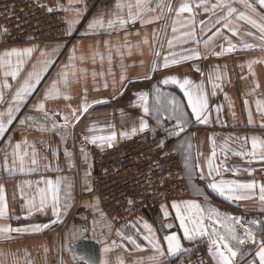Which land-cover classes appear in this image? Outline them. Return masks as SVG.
Masks as SVG:
<instances>
[{
	"label": "crops",
	"instance_id": "crops-1",
	"mask_svg": "<svg viewBox=\"0 0 264 264\" xmlns=\"http://www.w3.org/2000/svg\"><path fill=\"white\" fill-rule=\"evenodd\" d=\"M38 3L51 7L53 11H58L62 14L63 20L67 21L75 16V12H65L64 9L70 7L68 0H36ZM122 3H134V0H121ZM165 5L172 3L179 6L181 3L193 0H158ZM78 7L81 9L79 23L75 24L69 33L77 34L78 39L65 44L61 41L44 43L36 45L33 43H22L14 45H0V54L12 48L22 49L26 47L37 46L41 49L51 51V49L59 47V55L55 56V64L45 74L44 80L37 86V91L33 96L29 97V103L21 109L19 114L21 118L24 115L31 114L37 121H43V115L35 111L33 105L38 103L46 89L50 87L53 80L57 79L58 73L67 63L68 56L73 53L79 57L85 55L86 59L83 62H77L78 67L84 69L83 78L80 80L73 79L70 87L67 89L71 96L70 100L63 98L50 100L46 103V110L50 113L58 112L61 117L69 116V127L67 134L62 136L54 131H43L37 127H29L28 123L21 126L18 121L14 122L12 129L6 134V137H0V184L6 186L7 200L9 204V216L11 219L5 218L0 220V224L14 227H24L35 223H50L52 219L51 209L46 214L36 212L27 218V209L23 208V200L20 199V192L16 188L19 184L21 187L23 181H32V189L35 188L36 182L43 179H55L57 176L66 177L71 184V200L66 211L63 212L60 221L37 234L17 235L12 240L0 239V264H3L7 257L8 264H12L15 259L18 264H26V261H31V264H85L78 258L71 247V244L81 235L89 237H100L103 242L100 244L99 264H152L149 259L152 255V249L147 241L143 239L146 234L142 227L144 222L152 226L157 238L163 243V237L171 232H176L181 238L182 248L186 250L182 255L165 256L164 264H172L176 260L186 257L198 249H203L208 254L207 238L196 239L189 241L183 239V232L179 228V222L174 219L175 212L171 209L173 201L195 200L201 204L211 205L217 208L222 214L241 217L244 223L252 220L260 221V225L253 226L257 233V238L261 235V226H264V208L259 205L258 200H241L230 201L219 196L215 191L208 187L211 180L207 177V168L205 167V178H200L198 169H193V165L197 162L206 164V158L213 150V144L210 138L216 142L217 158L214 164L220 160H225L221 153L220 146L225 143L227 138V159L225 163L228 166H235L241 169L239 175L233 176L231 171L223 172L224 179H237L240 181L255 180L258 183H264V161L259 159L252 161L251 164L246 163L245 158L234 155L236 151H250V140L245 141V137L253 136L264 138V112H257L256 100L264 102V62L253 65L254 75L249 73L247 62L250 60L264 61V52L259 49L250 51H236L224 56L216 57L207 55L213 49L219 51V45L224 43L226 46L225 37L237 44L238 49L243 43H258L253 37L247 36L241 32L239 36H232L231 33L224 32L221 36L215 37L208 47L205 48L201 43L199 51L207 58L198 60H190L182 62L179 65H174L168 69L162 67L155 71L152 69L154 60L163 63V57L168 55L170 51L179 53V46L169 49L167 39L173 37L171 31L172 22L175 19V12L167 16V8L164 9L165 19H161L152 24L142 25V22H137L135 25H129L125 30L102 32L100 34H87L88 23L96 17L103 15L105 19L112 16L116 9V0L109 10H92L88 12L84 0H80ZM237 7H241L237 5ZM125 13L127 8H125ZM135 11V9H133ZM196 12V30L199 33V18L207 16L202 9H195ZM151 16L161 15L159 11L149 14ZM188 14H182L181 19L187 17ZM258 19V17H257ZM129 33L127 40L130 44L140 43L147 37L149 43L147 45L140 43V49H132V54L128 55L125 51L123 58L116 52V46L124 43V32ZM255 32V29H252ZM137 32L139 33L137 35ZM156 34V41H153V33ZM179 35V32L176 34ZM109 41L112 46V63L111 74L108 73L109 65L107 63V51L105 50L102 41ZM163 44L161 56L155 58L153 50H160V44ZM186 48L197 47L195 44L184 45ZM98 52L105 56V60L101 63L97 56L95 63L92 59V53ZM39 58L38 53L34 54V60ZM30 70V65L26 66ZM218 70L223 75L220 81L222 89H216V95L212 96L211 84L207 83V76L210 72ZM101 73L93 78V73ZM125 79L121 81V75ZM26 76V72L23 74ZM177 76L178 78L187 77L194 83H205L209 93V105L211 109L209 123L198 124L192 122L189 129L180 138H173L179 154V158L183 167L184 177L187 184L185 194L175 196L169 201L162 203L157 211L145 212L135 211L130 213L126 220L122 223L113 224L105 215L103 220L111 224L112 230L109 232L101 222V208L98 198L91 192L92 186V157L89 144L83 141V135L89 134L87 129L95 126L97 135H107L111 131L119 133L121 131H130L133 126L138 127L141 118L148 121L150 130L154 133L165 136L164 128L170 124H157L156 116H145L142 109L138 107L136 94L139 92L153 93L156 87H159L162 92H166L183 99V94L179 88L174 85H163L161 81L167 76ZM3 80L0 73V81ZM10 84L16 85L15 81L8 78ZM23 82V77L20 78ZM105 83L107 87H105ZM257 85H259L257 87ZM86 90V94H85ZM7 91L14 92L15 87L11 90H6V96L3 101H0V110H4L10 100V95ZM227 96V99H225ZM248 101L247 108L244 101ZM88 103L91 105L89 111L85 113L75 127L74 118L71 116V109H76L79 114L81 105ZM186 104V101H185ZM231 105V108H229ZM221 106V111L217 113L216 107ZM190 113V110H188ZM249 112L252 115V123L249 124ZM63 122L62 120L60 121ZM111 126V127H109ZM51 128V125H48ZM138 133V132H137ZM28 141V145L22 144V149L27 148L31 153L34 147L37 153L39 171L29 175H16L8 177L2 171V163L4 153H11L9 144H15L23 140ZM190 142L191 148L187 147ZM184 145L182 149L180 146ZM83 146L87 153L85 160L80 149ZM97 146V145H94ZM106 146V145H105ZM100 147V146H97ZM72 153L71 166L69 160L64 155L65 152ZM55 153V156L53 155ZM189 157V167H184V157ZM51 165L52 170H45L46 165ZM251 167L254 169L252 175H248L242 169ZM191 173V175H189ZM44 185L41 184V187ZM89 187V190H85ZM26 191L31 190L25 188ZM202 192L208 196L207 202L204 201V195H199ZM258 194V190H257ZM15 195V199H14ZM162 206L167 207L170 215L167 219L163 216ZM89 211L91 216L86 215ZM103 214V213H102ZM18 217V218H17ZM94 220L97 221L94 224ZM165 224H171V228L164 227ZM135 225V227H133ZM121 229L124 233L132 235L137 243L144 249L143 251L136 249L127 240H122L116 235V230ZM115 241V245H113ZM123 245V246H121ZM254 255L256 250L251 242L243 246ZM109 248L110 251L105 252L104 249ZM47 249V251H46ZM166 252V245H165ZM209 256V255H208ZM213 264L215 261L209 256ZM251 257H246L250 259ZM239 264H244L240 261Z\"/></svg>",
	"mask_w": 264,
	"mask_h": 264
},
{
	"label": "snow or ice",
	"instance_id": "snow-or-ice-1",
	"mask_svg": "<svg viewBox=\"0 0 264 264\" xmlns=\"http://www.w3.org/2000/svg\"><path fill=\"white\" fill-rule=\"evenodd\" d=\"M80 0H68L70 7L64 9L65 12H75V16L67 21L69 32L73 26L79 23L81 9L74 7L78 5ZM240 5L241 7H237ZM125 8L127 12L125 13ZM167 8V16L175 12V19L172 22L171 31L173 37L167 39L169 49L179 46L181 51L179 53L170 51L168 55L163 57V63L160 64L158 60H154L152 69L162 67L168 69L174 65H179L182 62L190 60H198L207 58V55L216 57L224 56L229 53L240 51H250L259 49L264 52V0H193L192 3L184 2L178 7L172 3L165 5L158 0H134V3L124 4L121 0H116L117 11L111 17L105 19L103 15L93 18L87 26V34H100L102 32L125 30L129 25H135L137 22H142V25L152 24L161 19H165L164 9ZM135 9V11H133ZM195 9H202L207 19L199 18V33L196 30V12ZM51 12L53 9L48 8ZM159 11L161 15L151 16L149 14ZM187 13L188 16L181 19L182 14ZM258 17V19H257ZM255 29V32L252 31ZM7 32V29H3ZM231 33L232 36H239L244 32L247 36L253 37L258 43H243L238 49L237 44L233 43L231 39L225 37L226 46L224 43L219 45L220 50L214 49L207 55H203L199 51V45L202 43L205 48L213 41L215 37L221 36L224 32ZM179 32V35H176ZM139 33L137 32V35ZM129 33L124 32V43L116 46V52L123 58L125 51L128 55L132 54V49H140V43L147 45L149 43L145 37L140 43L135 45L130 44L127 40ZM153 41H156V34L153 33ZM105 50L107 51V63L109 65L108 73L111 74L112 63V46L109 41H102ZM195 44L197 47L186 48L184 45ZM59 45L56 48L48 51L37 46L26 47L22 49L12 48L0 54V73H2L3 80L0 81V101H3L6 96V90H11L15 87V91H7L10 95V100L4 110H0V137H6V134L12 129L14 122L18 121L21 126L28 123L29 127H37L43 131H54L62 136L67 134L69 127V116H60L58 112L50 113L46 110V103L50 100L63 98L70 100L71 96L67 89L70 87L72 80H80L83 78L84 69L78 67L77 62H83L86 59L85 55L77 56L75 50L68 56L67 63L58 73L57 79L52 81V84L43 93L42 99L33 105L35 111L42 113L43 121H37L31 114L20 117L21 109L29 103V97L37 91V86L41 84L45 78V74L55 64L54 57L59 55ZM163 44H160V50H153V56L159 58ZM38 53L39 58L34 60V54ZM97 56L101 63L104 62L105 56L98 53H92V59L95 63ZM264 61L250 60L247 62L249 73L254 75L253 65L262 63ZM30 65V70L26 67ZM26 72V76L23 75ZM97 75L103 76L104 73H93V78ZM16 82V85L10 84L8 78ZM23 77V82L20 78ZM121 81L125 79L122 74ZM223 75L218 70L210 72L207 76V83L211 84V95H216V89H222L220 81ZM161 83L163 85L177 86L183 94V99L177 96L162 92L159 87L154 89L153 93L139 92L136 94L138 100V107L142 109L145 116H156L157 124H170L169 127L164 128L167 138H180L186 133L193 121L198 124L209 123L211 109L209 105V93L205 83L196 84L191 79L177 76H167ZM259 85H257L258 87ZM105 87L107 84L105 83ZM86 94V90H85ZM227 99V96H225ZM186 101V104H185ZM247 108L248 101H244ZM91 107L88 103L81 105L79 114L76 109H71V116L74 118L76 126L81 120V117L89 111ZM231 108V105H229ZM190 110V113L189 111ZM257 112H264V102L256 100ZM217 113L221 111V106L216 107ZM63 121L62 123L60 121ZM249 124L252 121L251 112L248 118ZM51 128H48V125ZM264 126V125H262ZM111 127V126H109ZM150 130L147 120L141 118L139 126H133L130 131H121L119 136L121 139L131 138L137 132L144 133ZM95 126L87 129L89 134L83 135V141L97 145L100 147L107 146L111 148L113 142L117 139V133L111 131L107 135H97ZM154 131V130H153ZM246 142L250 140V151H236L233 154L246 159V163L251 164L252 161L259 159L264 161V138L253 136L251 138H244ZM213 144L211 154L206 158V164L195 163L193 169H198L200 178H205V167L207 168V177L211 180L208 187L215 191L219 196L224 197L230 201L241 200H258L259 205L264 208V183H258L255 180L240 181L237 179H224L223 172L231 171L233 176L239 175L241 169L235 166H228L225 161L227 159V138L225 143L220 146L221 153L225 160H220L214 164L217 158V146L214 139L210 138ZM23 145H28L25 139L16 142L14 145L9 144L11 153L7 151L4 153L2 171L8 177H15L16 175H29L39 171L37 153L33 147L31 153L27 148L22 149ZM166 146L165 139H161L158 147L162 150ZM182 149L184 145L180 146ZM187 147L190 149L191 144ZM84 159H87V153L83 146L80 149ZM55 156V153H53ZM64 155L69 160L71 166L72 153L65 152ZM184 167H189V157H184ZM45 170H52L51 165H46ZM223 170V172H222ZM248 175H252L254 169L246 167L242 169ZM191 175V173H189ZM32 181L25 180L21 187L19 184L16 188L20 192V199L23 200V208L27 209L25 218L32 216L39 212L46 214L51 209L52 219L50 223H35L26 225L24 227H14L10 224H0V239L8 241L15 237L13 234H37L50 228L51 225L60 221L62 214L67 210L71 200V184L66 177L57 176L55 179H41L36 182V186L32 189ZM41 184L44 186L41 187ZM25 188L31 190L26 191ZM258 190V194H257ZM199 195H204L202 192ZM15 199V195H14ZM208 196L204 195V201L207 202ZM171 209L175 212L174 219L179 222V228L183 232V239L194 241L196 239L207 238L208 255L215 261V264H239L243 261L244 264H264V226H261L260 238H257V233L253 226L260 225V221L252 220L244 223L241 217H234L222 214L217 208L211 205L201 204L195 200L173 201ZM163 216L167 219L170 215L167 207L162 206ZM5 218L11 219L9 216V204L7 200L6 186L0 184V220ZM18 218V217H17ZM101 222L103 226L111 232L112 226L107 221L103 220L101 213ZM97 221L94 220V224ZM135 227V225H133ZM146 234L143 239L150 245L153 255L149 258L152 264H164V257L182 255L186 250L182 248L181 238L176 232H171L163 237V243L157 238L152 226L147 222L142 224ZM164 227L171 228V224H165ZM116 235L122 240H127L136 249L143 251L144 249L137 240L132 236L124 233L121 229L116 230ZM249 242L255 246L254 255L245 249L243 246ZM115 245V241L112 242ZM166 245V252H165ZM123 246V245H121ZM47 251V249H46ZM105 252L110 251L109 248L104 249ZM251 257L246 259V257ZM3 264H8L7 257ZM12 264H18L13 259ZM26 264H31V261H26ZM85 264H88L86 261ZM107 264V262H105ZM121 264L123 262L121 261Z\"/></svg>",
	"mask_w": 264,
	"mask_h": 264
},
{
	"label": "built area",
	"instance_id": "built-area-1",
	"mask_svg": "<svg viewBox=\"0 0 264 264\" xmlns=\"http://www.w3.org/2000/svg\"><path fill=\"white\" fill-rule=\"evenodd\" d=\"M89 11L109 10L115 0H84ZM3 29H7L4 32ZM78 39L69 33L63 16L48 11L36 0H0V45ZM166 146L158 147L161 139ZM91 192L98 198L103 215L113 224L122 223L135 211L153 212L175 196L185 194L187 184L173 138L147 130L131 138H117L113 146L91 145ZM88 217L91 216L86 211ZM172 264H213L203 249Z\"/></svg>",
	"mask_w": 264,
	"mask_h": 264
},
{
	"label": "water",
	"instance_id": "water-1",
	"mask_svg": "<svg viewBox=\"0 0 264 264\" xmlns=\"http://www.w3.org/2000/svg\"><path fill=\"white\" fill-rule=\"evenodd\" d=\"M85 190H89L87 187ZM103 242L100 237H89L84 234L79 236L72 244L74 254L88 264H99L100 244Z\"/></svg>",
	"mask_w": 264,
	"mask_h": 264
},
{
	"label": "rangeland",
	"instance_id": "rangeland-1",
	"mask_svg": "<svg viewBox=\"0 0 264 264\" xmlns=\"http://www.w3.org/2000/svg\"><path fill=\"white\" fill-rule=\"evenodd\" d=\"M88 9V8H87ZM92 11V10H91ZM88 12L90 13V11L88 10Z\"/></svg>",
	"mask_w": 264,
	"mask_h": 264
}]
</instances>
